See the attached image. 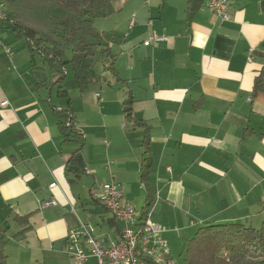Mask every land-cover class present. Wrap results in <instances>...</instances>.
Returning a JSON list of instances; mask_svg holds the SVG:
<instances>
[{
	"label": "crops",
	"instance_id": "0c3cea01",
	"mask_svg": "<svg viewBox=\"0 0 264 264\" xmlns=\"http://www.w3.org/2000/svg\"><path fill=\"white\" fill-rule=\"evenodd\" d=\"M200 1L191 13L186 0L148 5L149 22L139 18L136 24L132 17L124 29L111 30L115 36L97 23L101 18L94 20L115 55V71L98 58L102 72L119 89L102 76L108 88H88V114L71 104L66 72L60 82L59 72L0 19V221L7 234L12 229V239L27 242L29 234L65 250L67 231L90 222L87 207L96 205L102 212L90 223L100 231L98 220H105L109 229L95 238L116 240L120 225L94 197L100 184L111 181L135 208L149 196L148 217L163 227L168 244L172 233H195L207 222L262 221L264 92L252 89L264 70V0H235L227 21L207 8L208 0ZM116 2L103 18L114 26L124 20V8L137 14L133 1ZM125 29L115 53L111 44ZM155 35L167 40L143 44ZM90 81L78 84L80 90ZM128 96L129 119L122 111ZM58 109L72 113V134L82 139L78 150V143L64 139ZM76 150L83 167L77 177L69 174V182L66 161ZM50 199L55 204L43 207ZM16 213L30 214L31 228L21 239L14 238Z\"/></svg>",
	"mask_w": 264,
	"mask_h": 264
},
{
	"label": "trees",
	"instance_id": "16d2710c",
	"mask_svg": "<svg viewBox=\"0 0 264 264\" xmlns=\"http://www.w3.org/2000/svg\"><path fill=\"white\" fill-rule=\"evenodd\" d=\"M6 19L15 36L28 41L32 52L42 56L44 62L57 70L61 82L65 66L71 65L79 86L93 77L96 58L109 59L105 69L115 71L114 54L108 46L102 47L107 36L96 29L94 20L105 18L113 12V0H2ZM189 13L198 9L200 0H186ZM67 51L70 55H67ZM116 75V74H114ZM253 93L264 92V70L254 78ZM66 91L60 90L64 95ZM128 96L122 103L125 118L129 119ZM60 130L65 140L82 144L81 137L73 135L72 113L67 109L56 110ZM147 143V135L144 136ZM66 161L68 181L80 174L82 159L78 151ZM149 198V196H148ZM141 208L147 217L149 200ZM20 225L14 238H24L31 228L30 214L13 216ZM7 226L0 221V264H6L8 242ZM183 264H264V218L258 228L240 222L203 223L195 233L184 239Z\"/></svg>",
	"mask_w": 264,
	"mask_h": 264
},
{
	"label": "built area",
	"instance_id": "2783aa9c",
	"mask_svg": "<svg viewBox=\"0 0 264 264\" xmlns=\"http://www.w3.org/2000/svg\"><path fill=\"white\" fill-rule=\"evenodd\" d=\"M234 1L208 0L206 6L221 20L227 21ZM6 15L5 4L0 0V19L6 18ZM163 40L167 37L155 35L143 44ZM96 96L99 97V94ZM85 172L90 173L87 169ZM94 197L105 207L114 223L120 225L119 237L104 244L95 238L92 223L80 222L78 228L67 231L64 239L65 250L72 261L69 264H180L170 255L163 227L151 221L148 215L143 217L141 209L125 202L117 183L100 184ZM54 204L53 199L42 202L43 207Z\"/></svg>",
	"mask_w": 264,
	"mask_h": 264
},
{
	"label": "rangeland",
	"instance_id": "374dc122",
	"mask_svg": "<svg viewBox=\"0 0 264 264\" xmlns=\"http://www.w3.org/2000/svg\"><path fill=\"white\" fill-rule=\"evenodd\" d=\"M117 0H113L112 4H118V2H116ZM133 1V7L136 8L137 10V14L135 13V15H138V17H135V15L132 14V11L134 10L131 6L130 7H126L123 9V14L121 15V18H124V20H120L118 22V24L116 26L113 25V20L109 19V20H105L103 18L98 19L97 23L102 26L100 24V22L103 24V26L107 29H105V33L109 34L111 33V30L121 26V29H124V27H126L128 25V21L129 19H131L132 17L135 19L136 24H138V19L140 18V20H145V22H149L148 18V14H149V10H148V5H151L152 8L155 7L156 5H158L162 0H131V3ZM151 21V20H150ZM114 26V27H113ZM102 28V27H99ZM7 30H9L10 33H13L12 29L10 27L6 28ZM102 31V30H99ZM128 30L125 29V31H123V33H118L116 34V36L118 37L119 40L114 41V43L111 44L112 46V50L117 53L120 50V42L124 39V35H127ZM115 36L114 33H111ZM110 42V41H109ZM109 42L104 41L102 44V47H106L108 46L110 48ZM138 42L136 41V44ZM135 44V46H136ZM67 55H70V52L67 51ZM109 60V59H106ZM102 61L99 60L98 58H96V61L94 62V69H93V73H94V77L92 78V80L90 81V83L86 86L83 87L82 91L80 90L78 83L76 81V79L73 76V70L71 65H66V79H65V84L64 86L67 87V89L69 90L70 93V98H71V104L78 110H80L81 112L86 111L85 114H88V109L91 106V99H89L90 97V92L88 91V88L90 86L93 85H99L100 83H102L105 87V91L108 88L107 85V81H111L113 83V87L114 88H118L119 86H116V82L114 81V79L111 77V75L108 72L103 73L102 72ZM102 76L105 78H102ZM122 89H124L123 86H121ZM119 89V88H118ZM99 94V93H98ZM97 97V96H96ZM66 101L64 100V105ZM82 114V113H81ZM90 116L92 115V113L89 114ZM85 176V175H84ZM79 186H82V183H79ZM89 194H86V197L88 198ZM83 200V199H82ZM140 204H136L135 206H139ZM102 208L100 206H96V205H91L87 207V211L92 212L90 216L91 217V221L93 222L94 220L97 221V218H95V215L99 212H102L101 210ZM76 211H78L79 213H82L80 211V208L76 207ZM179 211V210H176ZM181 212V211H180ZM90 221V222H91ZM98 222L103 225V230L100 231H104V230H108V225L106 224L105 220H101ZM95 223V221H94ZM261 223V219L260 221H257V223H254L256 225H254V227L258 228L260 226ZM95 225V224H94ZM97 226V225H96ZM95 226V227H96ZM98 229L94 232L99 234ZM112 234V231L109 230ZM12 229H10V231H8V236H9V241L7 242L5 251L8 255V260L6 262V264H69L71 263V258L69 257V255L67 254V252H65L66 250H63L61 248H57L56 245H54V247L50 246V245H46L43 244L41 242L38 241L37 238H32L29 236L28 234V238H27V242L26 241H20L17 242L14 239H12ZM194 234V231L190 230L188 233H183V234H177V233H172L170 235V239H169V244H168V249L170 252V255L180 264H183V243H184V239L187 237H190ZM112 237V236H111Z\"/></svg>",
	"mask_w": 264,
	"mask_h": 264
}]
</instances>
